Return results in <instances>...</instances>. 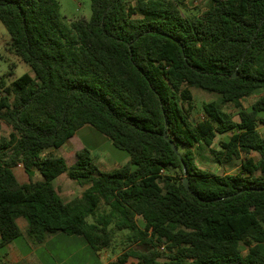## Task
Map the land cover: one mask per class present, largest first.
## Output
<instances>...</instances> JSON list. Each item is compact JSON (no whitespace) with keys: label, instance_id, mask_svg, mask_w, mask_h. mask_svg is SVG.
<instances>
[{"label":"trees","instance_id":"trees-1","mask_svg":"<svg viewBox=\"0 0 264 264\" xmlns=\"http://www.w3.org/2000/svg\"><path fill=\"white\" fill-rule=\"evenodd\" d=\"M91 2L90 19L66 24L57 0H0L10 48L33 72L0 79V132L10 128L0 136V248L22 236L23 218L35 244L66 234L97 252L123 232L129 248L108 264H264V0H212L194 17L182 0ZM192 88L219 97L199 122ZM87 125L130 160L103 171L88 149L71 166L43 155ZM200 146L220 165L241 159L240 172L200 168ZM63 174L81 196L59 195Z\"/></svg>","mask_w":264,"mask_h":264},{"label":"rangeland","instance_id":"rangeland-1","mask_svg":"<svg viewBox=\"0 0 264 264\" xmlns=\"http://www.w3.org/2000/svg\"><path fill=\"white\" fill-rule=\"evenodd\" d=\"M59 4V15L63 22L66 24H71L73 21L80 18L90 19L92 16V2L91 0H57ZM212 0H182V11L188 17H194L202 13L204 10L211 6ZM11 37L5 28V26L0 21V79L3 76L11 75L8 77L7 82L10 84L24 74L33 75L32 69L24 62L20 57H18L10 48ZM15 65L14 68L12 66ZM192 93L194 96L195 107L191 114V119L193 122H199L204 116V103L210 101H219V97L202 90L192 88ZM260 94H256L250 98L244 100V107H250L259 97ZM224 109L231 113L232 116L238 120L237 113L238 110L233 106L226 105ZM260 131L264 135V126H260ZM10 132V128L5 124H2V130L0 136H7ZM234 132H230L224 135H219L216 139L214 145L219 148L221 140L228 138ZM75 142L82 141L84 147L92 153V157L95 161H99L98 166L103 171H111L116 167L125 165L129 160V154L117 148L113 142L104 134L93 128L92 126L85 127L79 133L78 137L74 139ZM79 143H74V147L80 146ZM196 154L197 165L209 172L216 175H236L241 170V159H237L231 164L220 165L217 164L213 157L209 154L208 150L204 146L196 147L194 149ZM62 151L59 149L55 151L54 149H49L44 151L43 155L56 154L61 156ZM253 156L255 154H252ZM256 159H258L256 157ZM100 162L109 163V165L100 164ZM115 165V166H113ZM113 166V167H112ZM166 174L182 176L180 170H174L169 168L166 170ZM92 222V219H88ZM136 249L147 251V246H136ZM129 248L128 243L124 239V233L118 232L115 239L113 240L110 247L103 249L102 253L99 255L93 252L91 249L81 250L80 245H66L55 243L52 247L53 257H49L48 261L50 264H104L109 258L117 257L122 252ZM163 253H167V250L161 248ZM45 254V251H44ZM109 256L108 258L106 257ZM135 261L131 260L130 264H134Z\"/></svg>","mask_w":264,"mask_h":264},{"label":"crops","instance_id":"crops-1","mask_svg":"<svg viewBox=\"0 0 264 264\" xmlns=\"http://www.w3.org/2000/svg\"><path fill=\"white\" fill-rule=\"evenodd\" d=\"M85 127H88V125ZM85 127L78 130L75 136L72 137L69 141H67L59 149L60 151H62L61 156L66 160L68 166L73 165L77 161L76 156L78 152H81L86 149L83 143H81L82 141L80 142L78 140L76 141L77 143L80 142V146L78 147V149H76L77 147L73 146L74 143H76L74 139L78 137L79 133ZM100 164L109 165V163L106 162H100ZM14 173L20 183L24 184L30 181L29 176L27 175L22 166H18L17 168H15ZM32 179L33 181H40L42 177L36 171ZM53 185L58 191L59 195L65 201H71L81 196L84 192V187L71 180L66 174H63L56 178L53 181ZM17 223L21 229L22 236L16 239L15 241L11 242L9 245H7V247L0 248V262L2 261L8 264H50L48 258L53 257L51 252L53 250L52 247L55 243L66 245H80L81 250L91 249L98 255L103 251L101 250L96 252L82 237L69 236L66 234L52 235L48 237L42 244H35L27 235L26 220L20 218L17 220ZM106 257L108 258L109 256L106 255ZM114 259H116V257L109 258L108 261L104 264H108V262L113 261Z\"/></svg>","mask_w":264,"mask_h":264},{"label":"water","instance_id":"water-1","mask_svg":"<svg viewBox=\"0 0 264 264\" xmlns=\"http://www.w3.org/2000/svg\"><path fill=\"white\" fill-rule=\"evenodd\" d=\"M234 76H235V75H234ZM165 137H166V139H169L166 135H165ZM171 145H172L173 150H174L175 152H177V148H176L175 144H174V143H171ZM184 171H185V172L187 171L185 165H184ZM184 186H185V188H186L190 193H192L191 190H190V188H189V180H188V177H186V178L184 179Z\"/></svg>","mask_w":264,"mask_h":264}]
</instances>
